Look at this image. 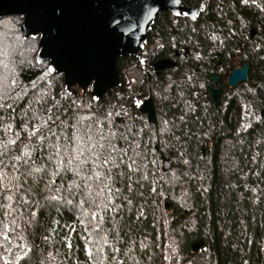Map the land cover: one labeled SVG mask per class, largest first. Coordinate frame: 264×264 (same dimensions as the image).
<instances>
[{
	"label": "trees",
	"instance_id": "obj_1",
	"mask_svg": "<svg viewBox=\"0 0 264 264\" xmlns=\"http://www.w3.org/2000/svg\"><path fill=\"white\" fill-rule=\"evenodd\" d=\"M211 1L148 32L152 65L175 64L147 80L152 121L121 113L122 89L67 93L22 15L0 19V264H264V4ZM245 62L252 91L227 82ZM79 150L100 179L75 174Z\"/></svg>",
	"mask_w": 264,
	"mask_h": 264
},
{
	"label": "water",
	"instance_id": "obj_2",
	"mask_svg": "<svg viewBox=\"0 0 264 264\" xmlns=\"http://www.w3.org/2000/svg\"><path fill=\"white\" fill-rule=\"evenodd\" d=\"M202 9L184 6L181 0H0V19L22 15L23 37L38 38L37 62L48 61L49 70L63 76L67 93L88 92L98 101L110 89L120 88L118 58L138 54L158 14L171 11L193 19ZM174 65L168 59L154 63L157 71ZM249 70L247 62L232 68L228 86L246 81ZM217 78L211 76L215 83ZM219 96L218 88H209L212 102ZM140 111L153 120L151 98Z\"/></svg>",
	"mask_w": 264,
	"mask_h": 264
},
{
	"label": "built area",
	"instance_id": "obj_3",
	"mask_svg": "<svg viewBox=\"0 0 264 264\" xmlns=\"http://www.w3.org/2000/svg\"><path fill=\"white\" fill-rule=\"evenodd\" d=\"M264 3V0H261ZM163 47V39H155L140 48L138 58L132 61L133 66L129 74L124 75L123 94L127 100L126 105L120 106V111L124 116L136 114L135 108L138 109L139 104L150 96V86L147 80L155 77L156 69L152 65L153 59L161 51Z\"/></svg>",
	"mask_w": 264,
	"mask_h": 264
},
{
	"label": "snow or ice",
	"instance_id": "obj_4",
	"mask_svg": "<svg viewBox=\"0 0 264 264\" xmlns=\"http://www.w3.org/2000/svg\"><path fill=\"white\" fill-rule=\"evenodd\" d=\"M0 106H2V105H0ZM49 131H51V129H49ZM34 134L35 133H33V135ZM53 135H55V133H53ZM41 138H43V136H41ZM88 139L90 140L91 137L89 136ZM9 143H15V141H9ZM0 147H3V145H0ZM94 147L95 146L93 145L92 148H94ZM100 147L103 148L104 145L101 144ZM112 147L114 149V146H112ZM92 148H89L88 150L89 151H92ZM57 153H59V148H57ZM65 154H69L67 148L65 149ZM24 155L25 156H28L29 153L28 152H25ZM93 155L95 156V160L93 161V164H94V166L98 167L99 165L96 162L101 160L102 154L100 152H94ZM81 157H84V150H79L78 155L77 156L70 157V159L68 161V163L71 164L73 160H79V163L77 164L76 169L74 170L75 171V174L76 175H80L82 171H84V172L92 171L93 174L95 175V177L97 179H100L101 173L95 172L93 169H85L84 168V165H86V164L89 163V159L90 158L89 157H85V158L81 159ZM15 158L16 159H20V157H15ZM112 159H114V158L110 154L104 155L103 156V163L104 164H107L109 162V160H112ZM0 163H2V161H0ZM25 163H27V161H25ZM33 170L39 172V171H42L43 169H41V168H34ZM29 174H31V173H29ZM56 174L58 175L59 173H56ZM92 178L93 177L91 175L85 177V179H87V180H91ZM53 183H55V181H53ZM73 185L76 186V187H79V185H76L74 181H73ZM71 186L72 185H70V187ZM53 198H55V197H53Z\"/></svg>",
	"mask_w": 264,
	"mask_h": 264
},
{
	"label": "flooded vegetation",
	"instance_id": "obj_5",
	"mask_svg": "<svg viewBox=\"0 0 264 264\" xmlns=\"http://www.w3.org/2000/svg\"><path fill=\"white\" fill-rule=\"evenodd\" d=\"M181 2H182V4L184 6L191 7V8H199V7H201L203 5V9L201 11L196 12V15H195V12L193 14V15H195L193 19H197L199 16H201L202 14H204L206 11L209 10L212 1L211 0H181ZM162 13L163 14L167 13L170 16L176 17V18H182V19L186 18V20L187 19L188 20H193V19H190V18L184 16L182 13L172 14L171 11H163ZM249 81L250 80H249V77H248V79L246 81L241 83L242 86H243L244 91L245 90H251V91L254 90V88H255L254 83L251 82V81H250V83H247ZM252 85H254V87H252ZM260 115H261V113H260Z\"/></svg>",
	"mask_w": 264,
	"mask_h": 264
},
{
	"label": "rangeland",
	"instance_id": "obj_6",
	"mask_svg": "<svg viewBox=\"0 0 264 264\" xmlns=\"http://www.w3.org/2000/svg\"><path fill=\"white\" fill-rule=\"evenodd\" d=\"M157 38H160V37H157ZM132 63V61L130 62V61H126V63H125V65L121 68V71H122V77L124 78V75H125V73L126 74H129V72H130V69H131V67L133 66V64H131ZM156 69V68H155ZM155 74H157V72H155ZM241 85V84H240ZM123 87H124V83L122 82V84H121V86H120V88H118V89H123ZM90 240H92V237L90 238ZM101 240V239H100ZM97 241L96 242V244H98V245H100L101 246V241Z\"/></svg>",
	"mask_w": 264,
	"mask_h": 264
}]
</instances>
